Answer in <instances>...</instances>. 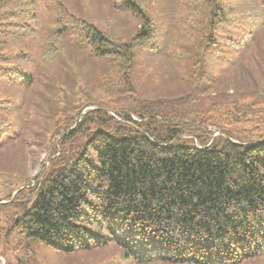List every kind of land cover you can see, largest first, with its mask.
<instances>
[{"label":"trees","instance_id":"trees-1","mask_svg":"<svg viewBox=\"0 0 264 264\" xmlns=\"http://www.w3.org/2000/svg\"><path fill=\"white\" fill-rule=\"evenodd\" d=\"M263 28L264 0H0V150L26 128L39 79L19 39L44 38L54 69L38 111L51 153L0 196V257L41 264L42 247L111 248L117 264L264 258V86L223 88ZM96 84L111 87L115 115L100 103L75 123L97 104ZM240 118L250 134L228 128Z\"/></svg>","mask_w":264,"mask_h":264},{"label":"rangeland","instance_id":"rangeland-1","mask_svg":"<svg viewBox=\"0 0 264 264\" xmlns=\"http://www.w3.org/2000/svg\"><path fill=\"white\" fill-rule=\"evenodd\" d=\"M250 29L253 31L252 28H249L248 30ZM256 39V42L258 43H256L254 46L253 54L250 57L251 60L249 59L250 63L248 64L247 70L240 69L234 73L224 84L223 88L228 90V93H235V91L241 92L251 88H260V86H264V28L259 31L258 37ZM19 42L21 45L18 46L20 48H24L25 51L28 49L27 52H29V55L34 58L31 59L30 70L32 72L39 73V79H36L35 83L37 85L35 84L36 86H33V88L25 96H28L27 98L30 99H28L27 102L30 108V111L28 112L29 116L25 114L24 117H21V119L18 121L19 126H22L26 122V128L22 130L20 127L18 131L19 134L16 135V137H13V141L7 142L0 150V196L5 195L10 189H13L14 186H19L21 183L23 185L24 181L26 180L28 183L29 178L33 177L39 172L42 165L41 162H43L49 153H51L49 146L43 145L42 143V139L44 140L46 136L43 130L46 129V127H48L50 124L44 122L43 115L38 113V111H43L41 104L43 99H45L40 87L41 84H43L41 82V78L42 76L49 74L52 76L54 72L52 65L53 62L49 61L50 54L48 53V49L45 46L46 41L44 38H21L19 39ZM139 65L143 64L139 63L137 68ZM138 70H140V68ZM139 74L140 75L136 76L137 81L134 80V83L138 84V81L142 75L140 72ZM44 78L47 79L46 77ZM96 85L99 88L95 90L89 89L88 92L90 93L89 99L95 100L97 104L94 103L92 105L85 106L80 114L83 111L86 112L87 110H92L91 108L96 109L97 106H102L101 104L104 103L106 107L103 108H108V113L115 115L114 111L110 110V108L112 109V107L115 106V103H113V101L106 100L113 93L109 89L111 87H101L99 84ZM137 88L139 89L138 86ZM43 89L46 91V87ZM80 114L76 117L75 123H77L76 120ZM250 126L251 125L246 120H242V118H240V121L236 123H230L228 128L242 129L241 132L243 134H250ZM208 129L211 131L209 137H214L220 133V131L216 130L214 126H208ZM46 162L47 161H45V163ZM6 252L8 254L7 258L10 264H16V259L13 258L15 254L13 253L14 255H12L9 249H7ZM35 253L39 263L41 264H117V261L119 260L118 254L114 249L111 248H103L67 255L57 254L51 250L37 247ZM0 263L7 264V259L0 257ZM247 264H264V258L250 261Z\"/></svg>","mask_w":264,"mask_h":264},{"label":"water","instance_id":"water-1","mask_svg":"<svg viewBox=\"0 0 264 264\" xmlns=\"http://www.w3.org/2000/svg\"><path fill=\"white\" fill-rule=\"evenodd\" d=\"M91 109H94V108H91ZM84 113H85V112L83 111V112L80 114V116H79V117L77 118V120H76L77 122L80 120V117L84 115ZM227 138H228V137H227ZM228 139H229L231 142H233V143L239 144V142H237V141L231 140L230 138H228ZM251 142H252V141H251ZM251 142H250V143H251ZM31 180L33 181V180H34V177H32ZM26 185H27V180L24 181L23 185H22L20 188H22V187H24V186H26ZM20 188H19V189H20ZM19 189H18V190H19ZM18 190H16V191L14 192V194H16ZM1 202H6V201L3 200V201H1ZM0 264H1V263H0Z\"/></svg>","mask_w":264,"mask_h":264}]
</instances>
